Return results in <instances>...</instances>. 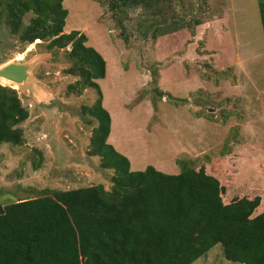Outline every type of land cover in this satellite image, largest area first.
<instances>
[{"label": "rangeland", "instance_id": "rangeland-1", "mask_svg": "<svg viewBox=\"0 0 264 264\" xmlns=\"http://www.w3.org/2000/svg\"><path fill=\"white\" fill-rule=\"evenodd\" d=\"M113 1L87 0L82 9L76 5L78 14L72 13L67 24L77 22L80 29L75 31L84 33L87 45L109 65V75L98 83L103 107L110 113L113 106L123 108L114 145L119 141L128 147L137 171L161 163L170 170L159 171L177 175L178 161H185L219 175L227 193L264 198V180L258 182L264 170V33L259 12L264 0H207L208 7L203 0H192L206 24L194 35L183 30L161 40L143 37L141 9H113ZM189 2L181 1L185 14ZM32 17H25V26ZM5 19L0 13V68L35 61L32 78L42 99L0 82L18 92L30 113L21 125L23 144L0 145V205L48 191L95 185L110 189L114 170L103 169L100 158L89 153L98 121L83 110L96 103L97 92H71L69 85L79 77L68 73L72 65L67 50L49 51L41 40L23 44ZM193 264L235 263L217 245Z\"/></svg>", "mask_w": 264, "mask_h": 264}, {"label": "trees", "instance_id": "trees-1", "mask_svg": "<svg viewBox=\"0 0 264 264\" xmlns=\"http://www.w3.org/2000/svg\"><path fill=\"white\" fill-rule=\"evenodd\" d=\"M181 1L114 0L111 5L141 9L143 37L161 40L183 30L194 35L206 24L192 0L187 14ZM63 3L0 0V13L21 43L41 40L49 51L67 50L68 73L79 77L68 89L81 94L91 88L98 94L96 103L83 109L98 121L89 153L115 174L110 189L95 185L48 191L0 205V264H193L217 245L229 262L264 264V198L227 193L219 175L185 161H178L177 175L153 166L132 171L130 160L108 143L112 120L98 83L106 78L107 63L87 45L84 33H64L68 10ZM178 4L182 8L176 10ZM259 12L264 33V2ZM28 14L33 17L25 26ZM29 117L18 92L0 85V145H22L21 125ZM263 180L264 170L259 184Z\"/></svg>", "mask_w": 264, "mask_h": 264}, {"label": "crops", "instance_id": "crops-1", "mask_svg": "<svg viewBox=\"0 0 264 264\" xmlns=\"http://www.w3.org/2000/svg\"><path fill=\"white\" fill-rule=\"evenodd\" d=\"M85 3H87V0L86 1H84ZM84 2L82 1V0H64V3H63V5H64V7L68 10V17H67V19H66V25H65V28H64V33H66V34H69V33H71L72 31H75V30H79L80 29V27L78 26V24H77V22H76V24H74L73 25V21H72V25H71V27H68L69 26V24H67L68 22H71V20H73L74 18H73V16H71L72 15V13H74V14H78L77 13V11H76V5H78L79 7H81V9H82V7H85V4H84ZM78 17V16H77ZM79 25H81V23H79ZM78 26V27H77ZM107 68H108V70H109V65H108V63H107ZM109 75V73H107L106 74V76H108ZM110 108V107H109ZM120 109H123V108H120V107H117V108H114V106H113V108L111 109L110 108V110L113 112V113H110V111L108 110V109H106L108 112H109V114H110V116H111V132H110V135H109V138H108V143L109 144H111L112 146H115V149L119 152V153H121V154H123L124 156H126L127 158L129 157L128 156V147H123L122 145H120L119 144V141H116L115 142V145H114V139H113V136H114V134L116 133V131H117V127H118V123H120V120L122 119L121 117H120ZM119 134H120V132H119ZM122 134V133H121ZM122 136H123V134H122ZM126 136V135H125ZM128 140H129V138H127V142H128ZM125 143V142H124ZM121 144H122V142H121ZM117 145V146H116ZM124 145V144H123ZM127 151V152H124V151ZM129 160H130V163H131V170L132 171H137L136 169V167H134L133 166V158H128ZM163 161H168V160H163ZM146 166V165H145ZM144 166V167H145ZM155 168L157 169V168H159V169H163V170H165V169H168L169 167L168 166H165V165H162L161 163L160 164H155ZM143 167V168H144ZM158 170V169H157ZM170 169H168V171H169ZM141 171H144V170H141ZM159 171V170H158ZM172 171H174V169H172ZM161 172V171H160Z\"/></svg>", "mask_w": 264, "mask_h": 264}, {"label": "water", "instance_id": "water-1", "mask_svg": "<svg viewBox=\"0 0 264 264\" xmlns=\"http://www.w3.org/2000/svg\"><path fill=\"white\" fill-rule=\"evenodd\" d=\"M36 62H12L0 68V78L7 80L11 83L18 84L20 89L28 92L33 98L36 94L40 93L38 83L33 80L32 73L35 68ZM38 100V98H36Z\"/></svg>", "mask_w": 264, "mask_h": 264}, {"label": "bare ground", "instance_id": "bare-ground-1", "mask_svg": "<svg viewBox=\"0 0 264 264\" xmlns=\"http://www.w3.org/2000/svg\"><path fill=\"white\" fill-rule=\"evenodd\" d=\"M0 82H1L2 84H4V85H11L12 87H15V88L21 90L20 87L18 86V84L11 83V82H9V81H7V80H2V78H0ZM35 96H36V98H38V99H42V95H41L40 93H37Z\"/></svg>", "mask_w": 264, "mask_h": 264}]
</instances>
